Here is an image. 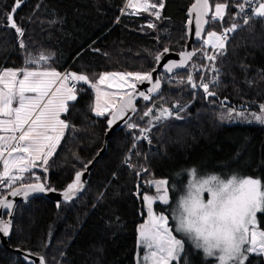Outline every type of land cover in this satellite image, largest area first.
Returning <instances> with one entry per match:
<instances>
[{"label": "trees", "instance_id": "1", "mask_svg": "<svg viewBox=\"0 0 264 264\" xmlns=\"http://www.w3.org/2000/svg\"><path fill=\"white\" fill-rule=\"evenodd\" d=\"M157 1L164 2L159 15L156 8L152 14L131 15L128 0H0V72L21 68L28 52H45L52 56V70L60 74L70 68L91 82L106 73L149 76L160 53L185 49L195 3ZM210 3L213 11L217 3L225 4L226 13L221 20L211 16L208 30L234 35L214 52L207 89L196 93L193 88L213 50L206 55L202 41L195 46L192 65L166 79L159 97L140 100L138 113L107 143L78 199L57 205L36 198L18 206L9 240L12 249L42 256L46 264H137L138 226L146 216L143 196L153 192L150 179L178 177L182 182L194 169L199 174L257 178L264 185V125L218 122L223 107L259 110L264 104V16L242 27L241 9L247 1ZM12 12L17 28L9 27ZM74 92L76 100L62 116L66 128L54 154L22 182L0 188V199L25 184L41 182L63 190L103 149L112 112L96 114L91 86L78 84ZM162 108L183 112L155 127L151 140L135 143ZM154 210L172 219L171 204L158 202ZM258 217L264 230V208ZM0 264L25 263L0 246ZM179 264L219 263L187 243ZM246 264H264V258L251 255Z\"/></svg>", "mask_w": 264, "mask_h": 264}, {"label": "rangeland", "instance_id": "2", "mask_svg": "<svg viewBox=\"0 0 264 264\" xmlns=\"http://www.w3.org/2000/svg\"><path fill=\"white\" fill-rule=\"evenodd\" d=\"M152 2L130 0L129 13L152 14L155 8ZM225 13L226 5L217 3L211 19L221 20ZM256 16H264V2ZM9 27H18L15 19ZM22 32L20 29L19 33ZM221 43L220 32L208 30L203 39L205 54L208 55L210 49L222 47ZM51 57L45 52H28L21 68H3L0 72V188H11L36 170L39 163L46 164L49 160L46 157L59 145L64 134L66 125L62 116L68 104L76 100V93L66 81L56 86L62 73L50 68ZM70 75L78 84L94 89L97 115L112 112L142 78L135 73H106L91 82L86 76ZM151 111L152 108L146 114ZM172 112L169 108L157 110L149 128L140 133L152 132L168 121ZM218 122L264 125V104L259 110L223 107ZM22 130L19 141L17 139L11 148V141L6 139L17 136ZM31 134L38 138L45 136L46 140L51 138L47 143L39 141L44 144L41 146L47 145L46 152L41 150L40 160L24 156L25 142ZM188 175L182 182L178 177L173 181L150 179L153 192L143 196L146 216L138 226L136 263L179 264L187 243L206 257L217 259L219 264H246L251 255L264 258V230L259 228L258 217L264 208L262 182L251 177L199 174L194 169ZM158 202L171 204V220L165 214H156L154 206Z\"/></svg>", "mask_w": 264, "mask_h": 264}, {"label": "water", "instance_id": "3", "mask_svg": "<svg viewBox=\"0 0 264 264\" xmlns=\"http://www.w3.org/2000/svg\"><path fill=\"white\" fill-rule=\"evenodd\" d=\"M213 9L210 0H195L189 11L187 26L188 41L185 49L180 52L164 50L158 55L156 68L149 76L140 78L133 90L125 94L117 107L112 111L107 122L105 145L95 159L82 171L76 173L74 180L63 190L46 188L44 183H32L20 185L0 199V246L9 249L19 256L25 264H46L44 257L37 256L30 251L12 249L9 246L14 226L16 210L20 204L28 203L36 198H44L52 203L60 205L69 204L78 199L87 188L91 171L95 164L104 155L107 143L111 141L115 133L121 131L132 121L138 113L140 100L151 101L159 97L163 92L162 76H174L186 70L196 55L195 46L202 43L210 23ZM14 12L9 16V23L14 20ZM16 27V26H13ZM224 103H227L226 101ZM248 106H238L239 110H246ZM5 214H8L5 217Z\"/></svg>", "mask_w": 264, "mask_h": 264}, {"label": "built area", "instance_id": "4", "mask_svg": "<svg viewBox=\"0 0 264 264\" xmlns=\"http://www.w3.org/2000/svg\"><path fill=\"white\" fill-rule=\"evenodd\" d=\"M130 0H128L127 5L129 3ZM264 0H250L247 3H245L243 5V8L241 9V13H242V17H243V21L241 23V26L244 27L246 26L248 23H250V21H252V19L254 18V16L256 15V12L258 11L259 6L261 5V3H263ZM234 35V31L233 32H227V31H222L220 33V37L222 40V45H224L226 42H228L231 37ZM219 48L216 47L215 49H213L210 53L209 58L207 59V62L205 63L204 68L201 71V74L199 76V79L197 81L196 84H194V90L196 93L204 91L205 89H207L208 87V72L210 70V66H211V60L212 57L214 55V52ZM170 77L167 76H163L162 80L165 81L166 79H169ZM66 81L68 83V87L70 88V90L72 91H76L78 89V84L77 82L71 77L70 75V68L66 69L60 76L58 83L56 84L59 85L60 83ZM182 109L180 110H174L172 112V115L170 116L169 119L171 118H176L180 115V113H182ZM142 139H146V140H151V132L146 131L144 133H140L138 135V137L136 138L135 143H137L138 141L142 140ZM15 145V143H13L11 145V148H13Z\"/></svg>", "mask_w": 264, "mask_h": 264}, {"label": "crops", "instance_id": "5", "mask_svg": "<svg viewBox=\"0 0 264 264\" xmlns=\"http://www.w3.org/2000/svg\"><path fill=\"white\" fill-rule=\"evenodd\" d=\"M152 1H154V2H152V3L154 4L153 7L156 8V15H159L160 10H161L162 6L164 5V2H160V1H157V0H152ZM23 130H24V129H23ZM23 130H22L17 136H14V135L9 136L6 140H7V141H11V143H10L11 145H12L13 143H15V141H17V139H18V141H19V136H20V134L23 132ZM24 135H26V134L24 133ZM24 135H23V136H24ZM61 139H62V138H61ZM42 140H44L45 143H47L48 141L51 140V138H49V139L46 140L45 136H41L40 138H38V137H36L34 134H31V137L28 136V138H27V140H26V142H25L26 151H27L28 153H26V151H23V152H25V155H24V156H25V157L30 156L31 159H32V157H33L34 160H35V159L40 160L39 156H40V154H41V150L43 149L44 152L47 151V145L44 147V146H41V145H44V144H40V143H39V141L42 142V143H44V141H42ZM60 142H61V141H60ZM59 144H60V143H59ZM39 145H40V146H39ZM57 147H58V146H55V148L52 149L51 153L46 157L47 159L50 158V157L54 154V152L56 151ZM30 152H31L32 154H30ZM21 154H22V153H19V154H18V157H19L20 159H22V158H21V157H22ZM17 160H19V159H17ZM18 162H19V161H18ZM38 165H40V163H39ZM38 165H37V166H38Z\"/></svg>", "mask_w": 264, "mask_h": 264}]
</instances>
